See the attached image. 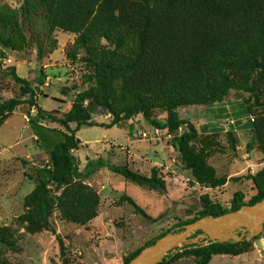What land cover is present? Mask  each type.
I'll return each mask as SVG.
<instances>
[{
  "label": "trees",
  "instance_id": "16d2710c",
  "mask_svg": "<svg viewBox=\"0 0 264 264\" xmlns=\"http://www.w3.org/2000/svg\"><path fill=\"white\" fill-rule=\"evenodd\" d=\"M56 30L76 34L70 57L74 59L85 51V61L92 68L87 77L89 86L77 93L70 109L63 116L43 110L36 99L40 88L20 76L14 65L8 66L11 75L28 98L0 97V129L17 107L29 103L37 109L36 117L30 119L37 143L50 156L45 166L35 170L36 186L25 198L24 212L16 218L17 226L24 231L40 228L53 208L67 222L86 225L94 220L100 212L101 197L86 180L101 168L168 193L167 182L156 168L145 176L128 165H114L99 157L88 160L81 170L74 152L82 146L77 135L82 126L112 128L124 121L137 125L143 115L150 125L175 134L181 162L190 170L193 184L219 187L226 184L227 177L218 176L204 148H192V142L202 135L193 122L181 118L179 111L191 105L222 103L236 89L255 96V103L242 99L234 110L241 108L248 116V128L254 134L248 150L259 143L264 155V117L251 119L260 102L262 87L258 79H264V0H22L18 9L0 5V63L8 60V52L21 53L33 45L41 56L46 40L52 52ZM37 82L40 86L46 83L42 76ZM93 105L109 111L113 120L107 124L93 120ZM156 109L167 113L165 123L155 117ZM43 121L58 123L64 130L47 127ZM71 123H76V128ZM217 133L205 136L215 137ZM227 136L234 150V130H229ZM247 179L257 189L249 201L238 191L227 207L208 193L202 194L197 215L137 249L124 264L168 232L181 231L184 225L202 217H216L264 199V167L247 175ZM124 198L137 213L147 216L132 197ZM20 233L12 225H0V264H14L6 253L17 246ZM200 233L197 231L193 237ZM260 238L184 245L158 264H175L186 255L194 256L196 264H210L215 255L246 252Z\"/></svg>",
  "mask_w": 264,
  "mask_h": 264
},
{
  "label": "rangeland",
  "instance_id": "374dc122",
  "mask_svg": "<svg viewBox=\"0 0 264 264\" xmlns=\"http://www.w3.org/2000/svg\"><path fill=\"white\" fill-rule=\"evenodd\" d=\"M21 4L22 0H0V5L15 9ZM53 37L56 43L52 45V52L51 45L46 40L41 56L37 46L33 45L21 53L8 52V60H1L0 97L3 100L28 98L22 95L21 84L11 75L8 67L11 65L16 66L20 76L40 88L36 99L43 110L55 111L58 116H63L70 109L77 93L89 86L87 77L92 68L85 61L86 52H79L74 59L69 54L76 34L56 30ZM2 49L0 46V50ZM40 76L47 85H38ZM258 82L262 89L260 102L254 108V119L264 117V79H258ZM246 98L255 103V96L251 92L232 89L226 100L237 102ZM205 107L191 105L181 108L180 113L182 117L194 120L212 114L216 116L217 112H221L217 118L226 116L225 105H215L207 112ZM242 110H234L235 118L246 116L245 113H239ZM91 111L93 120L98 123L107 124L113 120L110 112L99 105H93ZM36 114L34 106L24 103L16 108L0 129V225H12L21 231L17 246L6 253L14 264H124L126 257L137 249L197 215L201 209L202 194L209 193L215 197L212 191L192 183L190 170L181 162L175 134L173 138H169L166 133L168 130L165 129L156 135V128L140 115L136 130L132 127V132L130 121L112 128L83 126L77 135L82 141L90 143L88 145H93L95 153H90L86 147L76 150L74 153L80 160L79 167L83 170L86 159H96L104 153L107 142H112L116 146L109 149L108 156L104 158L107 162L128 165L131 170L145 176H150L153 168L158 169V175L166 180L171 196L127 180L123 175L105 167L93 174L95 177L91 175L86 180L93 184L101 197L97 224L92 221L86 225L67 222L53 208L40 228L32 232L24 231L17 226L16 218L24 212L25 198L36 186L35 170L45 166L50 160L46 149L37 143V136L30 123V119L36 117ZM154 115L158 121L166 122V112L156 109ZM204 119L207 120L206 117ZM43 123L47 127L64 130L58 123ZM183 129L176 133L177 138ZM234 133L237 139L234 150L230 147L227 133L215 137L202 135L192 142L194 150H206L208 161L216 168L219 177L231 176V179H235L223 192L221 201L227 207L231 206V201L225 200L232 198L235 192L247 193L249 196L246 202L254 196L251 192L254 186L247 175L256 173L264 161V155L261 153L262 156H259L258 153L261 152L259 143L255 144L252 151L247 148V144L254 139L251 130L241 135ZM129 135L131 138L126 140ZM125 196L132 197L147 216L137 213L135 207L126 202ZM260 239H264V232ZM259 240L253 242L244 253L215 255L210 264H264V250L259 247ZM175 264H196V260L194 256L186 255Z\"/></svg>",
  "mask_w": 264,
  "mask_h": 264
},
{
  "label": "water",
  "instance_id": "95a60500",
  "mask_svg": "<svg viewBox=\"0 0 264 264\" xmlns=\"http://www.w3.org/2000/svg\"><path fill=\"white\" fill-rule=\"evenodd\" d=\"M201 231L197 237L193 234ZM264 232V199L238 210L219 216L202 217L184 225L183 230L168 232L155 243L143 248L128 264H158L172 251L184 245H204L209 242H241L253 239ZM259 247L264 250V239L259 240Z\"/></svg>",
  "mask_w": 264,
  "mask_h": 264
},
{
  "label": "crops",
  "instance_id": "0c3cea01",
  "mask_svg": "<svg viewBox=\"0 0 264 264\" xmlns=\"http://www.w3.org/2000/svg\"><path fill=\"white\" fill-rule=\"evenodd\" d=\"M46 85H47V82L45 83ZM44 84V85H45ZM59 101H62V100H59ZM238 103V101L237 102H229L228 100H225L224 102H222V103H217V104H214V105H211V106H208V107H205V112H207V111H209L211 108H214V106L215 105H225L226 107H227V110H225V112H226V116L224 115V118H217V117H220L219 115H221V112H217V114L218 115H216L215 116V114H212L211 116H205L206 118H207V120L206 119H196V120H194V119H191V118H185V117H182L181 116V113H180V116H181V118L182 119H188L189 121H191V122H193L194 124H195V126L197 127V129L200 131V134L201 135H214L216 132H218L217 134H225V133H227L229 130H234V132H236V133H238L239 135H241V133H243V132H247V130H249V125H248V123H247V120H248V116L246 115V116H242V117H240V118H235V112H234V108L236 107V104ZM239 104V103H238ZM72 105V104H71ZM229 105V106H228ZM228 108H229V110H228ZM180 112V111H179ZM239 113H243V110L241 111V112H239ZM202 115V114H201ZM244 118V121H242V119ZM252 118V117H251ZM54 123V122H53ZM46 124V123H45ZM74 123H71V127L72 128H76V125H73ZM76 124V123H75ZM136 124H134V121H130V127H131V132H132V127H134V131L136 130ZM83 127V126H82ZM81 127V128H82ZM115 127V126H114ZM52 128V127H51ZM80 131V130H79ZM79 131L77 132V134H79ZM128 133V132H127ZM131 137H130V135L128 136V137H126V140L127 139H130ZM82 141V140H81ZM252 141H253V138H252ZM88 144H90V143H88V142H84V141H82V146H81V148H83V147H86V149L90 152V153H92V154H94L95 153V151L93 150V145H88ZM110 144V145H109ZM107 146H105V149H104V153L103 154H101V155H98L97 156V158L96 159H98L99 157H103V158H105L106 156H108V154H109V149L112 147V146H116L114 143H112V142H107V144H106ZM108 146H109V148H108ZM80 148V149H81ZM256 148V147H255ZM252 151V150H251ZM256 151H257V149H256ZM258 153H259V156H262V152H259L258 151ZM262 153V154H261ZM261 154V155H260ZM263 158V157H262ZM95 158H93V157H91L90 159H86V163H87V161L88 160H96ZM263 165H262V167L261 168H263L264 167V161H263V163H262ZM86 165V164H85ZM260 168V169H261ZM216 169V168H215ZM259 169V170H260ZM97 173H99V171L97 172ZM97 173H95V174H97ZM217 174H218V172H217ZM254 174V173H253ZM94 177H95V175H93ZM232 181H234L233 179H231V176L230 177H228L227 178V182H226V184L225 185H223V186H219V187H206V186H201V185H199V184H196V185H199V187H201V188H205V189H207V190H210V191H212L214 194H215V197H213V196H211L209 193V195L211 196V198L213 199V200H215V201H219V202H221L223 205H224V201H221L222 199H223V192L226 190V188L230 185V183L232 182ZM249 181H251V183L253 184V186H254V183H253V181L252 180H249ZM89 182V181H88ZM89 184L90 185H93L91 182H89ZM168 187H169V185H168ZM168 189V188H167ZM244 194H245V200L248 198V194L247 193H245L244 191H242ZM251 192L253 193L252 195H255L256 193H257V189H256V187L254 186V188H251ZM170 193V194H169ZM169 193H168V195L169 196H171V192H170V189H169ZM236 193V192H235ZM233 198V197H232ZM232 198H230V197H228L225 201H231L232 200ZM92 222L94 223V224H97V218H95L94 220H92Z\"/></svg>",
  "mask_w": 264,
  "mask_h": 264
},
{
  "label": "built area",
  "instance_id": "2783aa9c",
  "mask_svg": "<svg viewBox=\"0 0 264 264\" xmlns=\"http://www.w3.org/2000/svg\"><path fill=\"white\" fill-rule=\"evenodd\" d=\"M251 119L254 120L253 117H252ZM155 128H156V130H155V134H156V135H159V134H160V131H161L162 129L157 128V127H155ZM166 133H167V135H168L169 138H173V137H174V135H173L171 132L167 131ZM143 135H144V136H147V133H144Z\"/></svg>",
  "mask_w": 264,
  "mask_h": 264
}]
</instances>
